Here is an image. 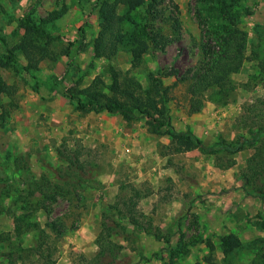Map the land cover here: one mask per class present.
I'll list each match as a JSON object with an SVG mask.
<instances>
[{
    "label": "rangeland",
    "instance_id": "rangeland-1",
    "mask_svg": "<svg viewBox=\"0 0 264 264\" xmlns=\"http://www.w3.org/2000/svg\"><path fill=\"white\" fill-rule=\"evenodd\" d=\"M135 1L114 10L144 41L137 62L130 46L96 55L102 0H0V54L17 60L0 67V264H264V0ZM26 17L43 29L34 68L16 47ZM111 67L122 88L171 85L176 130L246 142L177 151L146 117L100 111L122 121L107 128L65 91L114 95ZM210 68L217 81L196 87Z\"/></svg>",
    "mask_w": 264,
    "mask_h": 264
},
{
    "label": "trees",
    "instance_id": "trees-1",
    "mask_svg": "<svg viewBox=\"0 0 264 264\" xmlns=\"http://www.w3.org/2000/svg\"><path fill=\"white\" fill-rule=\"evenodd\" d=\"M119 0H115L109 3L108 0H102V6L100 9V16L103 20L102 29L95 40V53L98 56L111 58L115 56L122 48L130 46L132 54L134 55V62L140 57L145 49H140L139 45L144 44L142 37L135 36L127 33L122 28L120 23V17L115 13L114 8L117 6ZM156 0H153L155 3ZM141 0L133 2V6L138 4ZM52 14L59 15L58 11H54ZM22 24L26 26V33L22 41L16 46L20 49L27 58H29V65L27 68H34L37 66L34 58V51L42 50L43 47L35 46L33 44V33L36 31H43L38 24L32 22L30 17H26L22 20ZM145 33V32H144ZM132 36V37H131ZM128 37H131L129 39ZM157 42L163 44L164 41L160 37L156 38ZM15 49L8 50L7 53L0 54V67H8L13 65L16 60ZM226 51H220V55L226 58ZM111 73L114 83V95H107L96 89H78L77 91L67 90L66 96L74 101L75 108L82 112L89 111H107L108 113H119L126 120L131 121L140 117H146L147 122L150 124V130L157 134H169L172 136V145L174 150H188L199 147L202 151L211 153L218 151L221 148H225L231 151L238 150L241 145L246 142L244 137H240L235 143H226L224 141L216 142L212 145L205 144L199 137L195 136L189 130L178 131L175 129L172 123V117L170 114V108L168 106V92L171 85H165L161 79L155 80L154 94L150 89H142L140 83L135 79L132 82L137 87V90H130L128 87L122 88L118 77L123 73L121 70H117L111 67ZM212 68V67H211ZM210 68V72L207 71L198 76L195 86H201L206 89L208 86L216 82L217 75ZM177 82V81H176ZM172 86L176 85V83ZM10 86L4 83L0 77V93L9 92ZM195 91V90H194ZM261 133H264V128L254 131L253 137L257 138ZM262 198H264V183L261 190ZM232 236L231 238H229ZM171 234H165L167 241H170ZM228 242L231 245L239 244L238 238L234 235L227 236ZM235 238V241H232Z\"/></svg>",
    "mask_w": 264,
    "mask_h": 264
},
{
    "label": "crops",
    "instance_id": "crops-1",
    "mask_svg": "<svg viewBox=\"0 0 264 264\" xmlns=\"http://www.w3.org/2000/svg\"><path fill=\"white\" fill-rule=\"evenodd\" d=\"M100 114H101V116H103V117H105L106 119H114V122L115 121H117V125H115L114 124V122H112V123H110V124H108L107 125V128H113L114 130H115V128L118 130L119 128H121V127H119V126H121L122 124H120V123H122V121H121V119H120V117L119 116H116V115H109V117H108V113H103V112H99ZM120 120V121H119ZM145 151H147L146 149H144L143 150V152H145ZM146 160H148L147 162H149V165H148V170L150 169V167L152 166V164L153 163H151V160H150V157H142V158H140L139 160H137V161H134V163H133V161H132V163L133 164H136V166H137V168H139V170H141V168L140 167H143L144 166V164H143V162L144 161H146ZM156 166V165H155ZM146 171L148 174L150 173V171ZM142 171V170H141ZM204 173L202 172V175H203ZM148 176H150V175H148ZM204 176V175H203ZM203 183V182H202ZM194 194V193H193ZM185 198H183L182 200H179V203H180V201H182L181 203L183 204L184 203V200Z\"/></svg>",
    "mask_w": 264,
    "mask_h": 264
}]
</instances>
